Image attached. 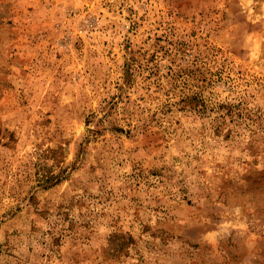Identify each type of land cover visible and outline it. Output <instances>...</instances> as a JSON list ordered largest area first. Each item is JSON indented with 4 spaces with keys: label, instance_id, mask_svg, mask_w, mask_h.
<instances>
[{
    "label": "rangeland",
    "instance_id": "1",
    "mask_svg": "<svg viewBox=\"0 0 264 264\" xmlns=\"http://www.w3.org/2000/svg\"><path fill=\"white\" fill-rule=\"evenodd\" d=\"M0 264H264V0H0Z\"/></svg>",
    "mask_w": 264,
    "mask_h": 264
}]
</instances>
